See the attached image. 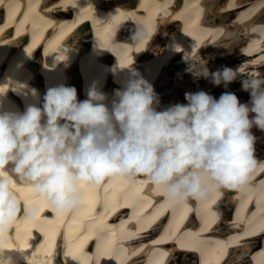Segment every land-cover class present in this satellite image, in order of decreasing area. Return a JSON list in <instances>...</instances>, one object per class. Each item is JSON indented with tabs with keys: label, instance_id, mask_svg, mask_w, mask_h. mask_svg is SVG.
<instances>
[{
	"label": "bare ground",
	"instance_id": "1",
	"mask_svg": "<svg viewBox=\"0 0 264 264\" xmlns=\"http://www.w3.org/2000/svg\"><path fill=\"white\" fill-rule=\"evenodd\" d=\"M138 25L155 33L139 45ZM26 34L27 45L14 50L10 45L16 48ZM89 42V53L78 57L77 47L85 50ZM109 54L111 66L99 59ZM75 63L84 77V100L95 86L107 95L110 107L114 92L100 87L103 80L110 76L121 89L135 72L158 94V111L186 104L170 100L181 91V97L203 91L201 80H211L198 75L201 70H190L191 65L205 66L209 73L240 68L233 83L249 74L264 75V0H0L3 110L23 113L30 104L40 107L46 91L60 85L78 91ZM11 67L22 73L21 79ZM77 99L81 101L78 93ZM260 154L247 186L223 189L200 203H169L142 176L135 182L106 178L100 187L84 189V200L74 211L57 214L15 180L18 215L0 225V256L8 264H162L163 259L173 264H264ZM102 206L108 207L105 212ZM8 224L13 227L7 233ZM56 233L62 235L60 249L53 247ZM36 235L40 243L33 242Z\"/></svg>",
	"mask_w": 264,
	"mask_h": 264
},
{
	"label": "clouds",
	"instance_id": "2",
	"mask_svg": "<svg viewBox=\"0 0 264 264\" xmlns=\"http://www.w3.org/2000/svg\"><path fill=\"white\" fill-rule=\"evenodd\" d=\"M138 32V45L155 34L141 26ZM198 75L227 87L241 72L225 67L209 73L204 66ZM241 90L249 94L248 104L231 92L216 100L199 91L185 93L186 104L158 111L153 86L133 72L114 90L110 107L95 86L79 101L76 89L64 85L49 88L42 107L30 104L19 113L0 106L3 223L18 210L15 180L57 214L74 211L84 189L98 188L106 178L135 182L142 176L176 205L244 188L260 164L252 130L264 132V75H246ZM32 97L38 98L35 89ZM0 264H8L3 256Z\"/></svg>",
	"mask_w": 264,
	"mask_h": 264
},
{
	"label": "rangeland",
	"instance_id": "3",
	"mask_svg": "<svg viewBox=\"0 0 264 264\" xmlns=\"http://www.w3.org/2000/svg\"><path fill=\"white\" fill-rule=\"evenodd\" d=\"M190 70H192L193 72H198L199 70H202V67H199V69L194 68V66H189L188 67ZM192 68V69H191ZM194 68V69H193ZM172 74V73H171ZM175 75V73H174ZM205 82V83H204ZM201 84L203 87H205L203 89V91H209L212 90V92H206L207 94H209L210 96H212L214 99L219 100V98L221 97V95L225 92H231L234 93L238 100L240 101V103L242 104H248L250 102V96L247 92H244L241 90V84L239 83H232L230 85H228L227 87H225L223 84H221L220 86H214L211 83V80L209 82L201 80ZM215 88V89H214ZM175 90V88L173 89ZM178 90V89H176ZM183 92L181 91L180 94L175 95L174 98H172L170 100V102H178L180 99H182L181 101L185 100V96L181 97V95ZM185 95V94H184ZM170 98V96H169ZM253 134L256 136V143H255V156H259L260 153L264 152V132H260L259 130L253 128ZM261 156H263L264 154H260ZM257 246V245H256ZM255 246V247H256ZM253 248V246L251 245L250 249Z\"/></svg>",
	"mask_w": 264,
	"mask_h": 264
},
{
	"label": "snow or ice",
	"instance_id": "4",
	"mask_svg": "<svg viewBox=\"0 0 264 264\" xmlns=\"http://www.w3.org/2000/svg\"><path fill=\"white\" fill-rule=\"evenodd\" d=\"M0 203H2V200H0ZM9 215L11 216L12 213L10 212ZM2 224H3V212L0 211V225H2ZM0 231H2V230H0Z\"/></svg>",
	"mask_w": 264,
	"mask_h": 264
}]
</instances>
